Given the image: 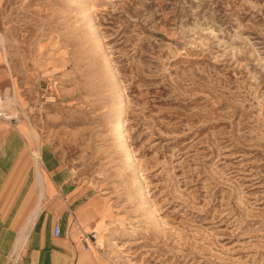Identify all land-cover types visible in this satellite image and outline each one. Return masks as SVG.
<instances>
[{
  "label": "rangeland",
  "instance_id": "obj_1",
  "mask_svg": "<svg viewBox=\"0 0 264 264\" xmlns=\"http://www.w3.org/2000/svg\"><path fill=\"white\" fill-rule=\"evenodd\" d=\"M0 101L121 264H264V0H0Z\"/></svg>",
  "mask_w": 264,
  "mask_h": 264
},
{
  "label": "crops",
  "instance_id": "obj_2",
  "mask_svg": "<svg viewBox=\"0 0 264 264\" xmlns=\"http://www.w3.org/2000/svg\"><path fill=\"white\" fill-rule=\"evenodd\" d=\"M29 151L26 130L1 120L0 264H121L90 240L104 222L105 198L62 171L60 159Z\"/></svg>",
  "mask_w": 264,
  "mask_h": 264
},
{
  "label": "built area",
  "instance_id": "obj_3",
  "mask_svg": "<svg viewBox=\"0 0 264 264\" xmlns=\"http://www.w3.org/2000/svg\"><path fill=\"white\" fill-rule=\"evenodd\" d=\"M0 119L11 121V122L17 120V118H12L10 112L7 109L2 107L1 101H0ZM60 233H61V228L57 226L55 228V236L58 237ZM90 240L93 241L94 243L97 242V235L95 232L90 234Z\"/></svg>",
  "mask_w": 264,
  "mask_h": 264
},
{
  "label": "bare ground",
  "instance_id": "obj_4",
  "mask_svg": "<svg viewBox=\"0 0 264 264\" xmlns=\"http://www.w3.org/2000/svg\"><path fill=\"white\" fill-rule=\"evenodd\" d=\"M11 115H14V114H11ZM13 118V116H12ZM123 140V139H122ZM134 162V161H133ZM117 244V241L116 240H113V245H116Z\"/></svg>",
  "mask_w": 264,
  "mask_h": 264
}]
</instances>
